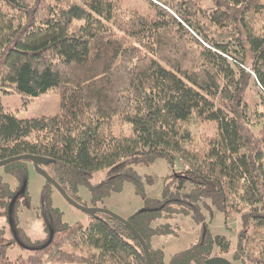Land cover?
<instances>
[{"label":"trees","instance_id":"16d2710c","mask_svg":"<svg viewBox=\"0 0 264 264\" xmlns=\"http://www.w3.org/2000/svg\"><path fill=\"white\" fill-rule=\"evenodd\" d=\"M124 1L0 0V160L48 157L47 172L75 194L97 171L110 169L114 175L89 187L102 196L120 189L116 180L138 183L132 164L179 159L188 164L180 187L190 181L193 188L156 199L128 219L148 243L153 264H204L216 246L230 250L223 235L208 239L207 223L205 237L170 260L151 244L150 237L175 230L169 222L152 225L162 213L190 214L201 223L203 208L211 216L216 209L239 215L235 261L264 264V0H145V13L127 12ZM254 85L263 109L252 121L246 96ZM9 88L26 102L58 93L61 111L19 118L3 104ZM194 116L216 123V135L196 142L186 126ZM115 117L132 130L112 131ZM29 161L4 166L20 181L12 193L0 175V208L8 217L28 181ZM47 183L39 216L54 230L52 242L43 248L48 239L36 242L40 248L27 257L11 259L16 238L0 231V264H148L135 234L107 213L91 216L87 226L63 223ZM22 197L29 204L27 188Z\"/></svg>","mask_w":264,"mask_h":264},{"label":"rangeland","instance_id":"374dc122","mask_svg":"<svg viewBox=\"0 0 264 264\" xmlns=\"http://www.w3.org/2000/svg\"><path fill=\"white\" fill-rule=\"evenodd\" d=\"M123 4L127 12L139 10L145 13V11H149L145 9V0H125ZM260 24L261 22L259 25ZM9 90L11 92L3 94V104L19 118L28 119L52 116L61 111V97L58 93H44L37 97H31L30 101L26 102L25 98L17 91H14L13 88H9ZM257 96V88L254 85L250 88L246 96L252 111L250 115L252 121L257 119L256 110L262 111L263 109L258 105ZM253 114H255V117ZM186 126L192 131L198 143H201V141L205 142L217 133L216 123H201L197 120L196 116H194ZM109 127L116 134H121L123 132L129 133L132 130V126L119 117L113 118L110 121ZM251 130L254 134L261 137L262 130L260 126H254ZM5 167L3 166L0 168V175L3 177V183L7 186V191L12 193L18 190L20 181L15 175L7 173ZM28 167L29 176L26 187L29 204L23 201V197L21 199L19 198L20 200L16 207L15 219L16 229L26 238L28 244L18 241L13 248L8 250V256L11 259H16L18 256L27 257L31 253V250H28L25 246L28 245L33 247L32 244L44 242L48 239V230L46 229L43 219L39 216L42 193L48 181L37 171L33 161L28 162ZM40 168L48 171V168L44 165H41ZM130 168L139 176L138 183L130 180H116L113 183V187L120 186L119 190H111L109 193H104L102 196L94 194L89 187L98 186L107 181L110 175H114L110 169H103L97 171L93 177L90 178L87 185L79 187V189L75 191L76 194L70 190L69 193L76 201L86 207H102L113 211L125 219L132 220L135 214L148 207V203H154L156 199H162L163 197L176 199L182 193L189 192L193 188V184L190 181H185L184 185L180 187L178 177L185 174L188 164L179 159L171 162L168 158L163 157L157 159L150 165L132 164ZM49 199L51 202L50 206L58 212L63 223L74 224L80 222L84 226L90 223L91 215L71 204L54 186L49 190ZM172 207L175 211L180 208L178 205H173ZM164 211L169 210L165 209ZM4 212L5 210L0 208V231L4 232L7 239H12L13 234L10 229L11 222L9 226L8 216L4 215ZM202 212L205 215V221L201 223L196 222L190 214L187 215L180 212L175 216L169 217L164 216L162 213L159 218L152 221V225L159 226L161 223L169 222L175 230L169 234L150 237L151 244L163 252L165 259L170 260L175 254L192 247L202 240L206 235L203 225L207 223L209 232L208 239L213 240V237L223 235L226 241H230L231 244L230 250L227 252L222 251L220 247L216 246L212 256H224L233 264H241L235 261V255L240 254L238 251L239 234L242 230L240 216L231 214L229 217H226L225 213L218 209L215 210L213 216H211L205 208H203ZM63 247L71 251L67 244ZM48 264L73 263L50 262ZM246 264L256 263L247 260Z\"/></svg>","mask_w":264,"mask_h":264},{"label":"water","instance_id":"95a60500","mask_svg":"<svg viewBox=\"0 0 264 264\" xmlns=\"http://www.w3.org/2000/svg\"><path fill=\"white\" fill-rule=\"evenodd\" d=\"M18 160L33 161L35 163V167H36L37 171L40 174H42L48 181H50L54 185V187H56L71 204L78 207L82 211L88 213L91 216H96L98 213H107V214L113 216L115 219L125 223L129 227V229L135 234V236L139 239L141 244L144 246V249L146 251V257H147L148 264H153L148 243L145 241L143 236L138 232V230L134 227V225L128 219H125V218L121 217L120 215L114 213L113 211L107 210V209L102 208V207H86V206L80 204L74 198H72V196L67 192V190L64 187H62V185L58 181H56L46 170H42L40 168L41 165L47 164L49 162L50 158L45 157V156H41V155H36V154H22L19 156H14V157H10V158L4 159V160H0V168L5 166V165L11 164L15 161H18ZM26 182L27 181H25L22 188L17 192V194L14 197V199L12 200L11 206H10L9 222H11V224H13L12 227L14 229L15 237H17V231H16V225H15V219H13V207H14L16 201L20 198V196L26 192V188H27ZM205 232H206V229H205ZM53 238H54V230H50V237H49L48 241L44 245H41V247L43 248V247L48 246L52 242ZM25 247L28 250H36V249L40 248V247H34V246L30 247L28 245ZM204 264H233V263L228 258H226L224 256H212L209 259H207Z\"/></svg>","mask_w":264,"mask_h":264},{"label":"flooded vegetation","instance_id":"af4514ba","mask_svg":"<svg viewBox=\"0 0 264 264\" xmlns=\"http://www.w3.org/2000/svg\"><path fill=\"white\" fill-rule=\"evenodd\" d=\"M69 193V192H68ZM70 194V193H69ZM71 195V194H70ZM72 196V195H71ZM72 198H73V196H72ZM75 199V198H74ZM78 202V201H77ZM40 211V210H39ZM44 221V220H43ZM8 223H9V226H10V222H9V217H8ZM44 224H45V222H44ZM11 226H13V224H11ZM10 226V229H11V231H12V234H13V236H15V234H14V229H13V227H11ZM49 228H50V230H53L51 227H48V239H49V237H50V230H49ZM46 229H47V226H46ZM16 238V243L19 241V242H21L22 243V241L18 238V236L17 237H15ZM34 247H36V246H34Z\"/></svg>","mask_w":264,"mask_h":264}]
</instances>
